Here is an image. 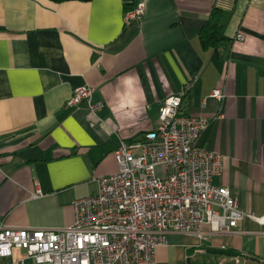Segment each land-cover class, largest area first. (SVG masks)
Listing matches in <instances>:
<instances>
[{"label": "crops", "instance_id": "crops-1", "mask_svg": "<svg viewBox=\"0 0 264 264\" xmlns=\"http://www.w3.org/2000/svg\"><path fill=\"white\" fill-rule=\"evenodd\" d=\"M138 2L143 16L125 22ZM213 9L223 40L203 47ZM81 86L103 103L96 114L67 105ZM175 95L208 120L197 146L222 156L212 184L264 216V0H0V223L72 225L73 201L118 171L119 141L156 129ZM262 230L244 219L235 233L170 232L151 264H264ZM0 264L48 263L15 251Z\"/></svg>", "mask_w": 264, "mask_h": 264}, {"label": "built area", "instance_id": "built-area-1", "mask_svg": "<svg viewBox=\"0 0 264 264\" xmlns=\"http://www.w3.org/2000/svg\"><path fill=\"white\" fill-rule=\"evenodd\" d=\"M144 10L143 2L136 3L125 22L139 20ZM92 93L89 86L78 87L67 105L85 102L96 114L103 103L94 102ZM210 97L221 101L225 94L217 88ZM181 101L180 95L168 97L156 129L119 141L118 171L97 179L96 194L73 201L72 225L35 229L0 223V257L21 251L36 263L151 264L170 232L235 233L244 219L264 227V216L243 211L228 187L212 184L222 171V156L197 146L208 120L182 114Z\"/></svg>", "mask_w": 264, "mask_h": 264}, {"label": "trees", "instance_id": "trees-1", "mask_svg": "<svg viewBox=\"0 0 264 264\" xmlns=\"http://www.w3.org/2000/svg\"><path fill=\"white\" fill-rule=\"evenodd\" d=\"M56 3L71 1V0H52ZM90 1V0H79ZM223 14L218 9H213L206 25L199 31V38L203 47H215L217 43L223 40V24L221 19Z\"/></svg>", "mask_w": 264, "mask_h": 264}, {"label": "rangeland", "instance_id": "rangeland-1", "mask_svg": "<svg viewBox=\"0 0 264 264\" xmlns=\"http://www.w3.org/2000/svg\"><path fill=\"white\" fill-rule=\"evenodd\" d=\"M138 152H135V154H137Z\"/></svg>", "mask_w": 264, "mask_h": 264}]
</instances>
